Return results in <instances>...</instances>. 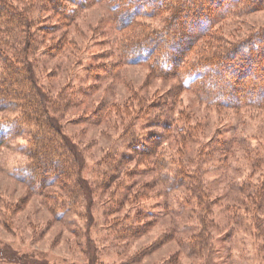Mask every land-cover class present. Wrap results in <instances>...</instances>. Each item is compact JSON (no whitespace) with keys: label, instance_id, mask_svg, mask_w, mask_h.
I'll return each mask as SVG.
<instances>
[{"label":"rangeland","instance_id":"1","mask_svg":"<svg viewBox=\"0 0 264 264\" xmlns=\"http://www.w3.org/2000/svg\"><path fill=\"white\" fill-rule=\"evenodd\" d=\"M79 1L67 4L72 22L48 13L31 62L86 189L70 177L25 181L36 125L9 137L0 146V264H264L253 199L264 180V104L225 106L236 100L216 102L185 74L159 75L122 57L126 41L165 28V9L118 31L109 0ZM241 7L203 35L185 65L264 30V7ZM239 83L246 91L252 81ZM20 112H0V130Z\"/></svg>","mask_w":264,"mask_h":264},{"label":"trees","instance_id":"2","mask_svg":"<svg viewBox=\"0 0 264 264\" xmlns=\"http://www.w3.org/2000/svg\"><path fill=\"white\" fill-rule=\"evenodd\" d=\"M109 0L110 10L114 14V27L122 31L136 20L153 17L161 10L168 13L167 24L162 30H151L141 39L125 42L121 49L122 57L132 64L145 63L159 75L185 74L187 85L195 86L202 94L211 96L216 102L224 98L236 100L225 106L241 103L264 104V77L255 67L254 59H264V30L256 35L221 49L217 57L197 58L185 65L187 53L195 47L203 35H212V28L223 17L240 9L254 11L264 7V0ZM79 0H0V112L14 107L21 108L20 117L14 119L7 129L0 130V146L12 136L17 135L22 127L36 125V133L29 139L25 150L30 163L24 170L23 179L32 181L37 187L52 185L57 179L70 177L85 188L81 179V164L73 147L63 138L54 120L47 118L51 111H57L55 103H49L38 85L31 56L49 26L45 25L50 11L73 21L75 12L70 5L79 7ZM67 4H70L69 6ZM257 42V43H256ZM255 53V54H253ZM256 55V56H254ZM254 56V57H253ZM264 61V60H263ZM263 66L259 68L262 69ZM171 71H167L168 69ZM264 71V68L262 69ZM223 73L228 78L223 80ZM252 83L244 91L239 83L245 75ZM219 78L225 86L213 83ZM262 82V83H261ZM217 86L211 90L212 84ZM237 84V86L235 85ZM76 93V92H75ZM81 93V92H77ZM74 92L66 98H75ZM218 96V97H217ZM62 97L61 99H66ZM46 136V137H45ZM60 137L61 140L56 138ZM10 137V138H9ZM50 177V178H48ZM78 184V183H77ZM247 186H243L244 189ZM79 190H83L78 187ZM74 187L70 188V192ZM252 200L251 198H249ZM255 202V229L257 237L264 242V180L253 194ZM201 207L207 205L200 201ZM134 233V230L131 231ZM198 242V241H197ZM201 243V242H200ZM206 249V243L198 245ZM208 252H211L210 250Z\"/></svg>","mask_w":264,"mask_h":264}]
</instances>
